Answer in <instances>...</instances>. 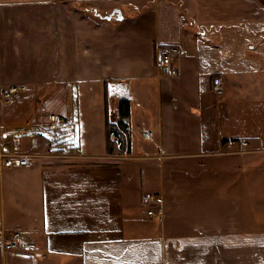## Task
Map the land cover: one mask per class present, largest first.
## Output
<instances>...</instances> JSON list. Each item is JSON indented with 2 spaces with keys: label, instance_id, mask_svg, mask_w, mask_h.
I'll use <instances>...</instances> for the list:
<instances>
[{
  "label": "crops",
  "instance_id": "1",
  "mask_svg": "<svg viewBox=\"0 0 264 264\" xmlns=\"http://www.w3.org/2000/svg\"><path fill=\"white\" fill-rule=\"evenodd\" d=\"M105 1L0 0V82L26 87L3 131L64 116L73 159L27 161L9 206L2 180L0 228L28 248L0 244V264H264V0H153L121 22ZM107 98L111 121L130 104L113 153Z\"/></svg>",
  "mask_w": 264,
  "mask_h": 264
},
{
  "label": "rangeland",
  "instance_id": "2",
  "mask_svg": "<svg viewBox=\"0 0 264 264\" xmlns=\"http://www.w3.org/2000/svg\"><path fill=\"white\" fill-rule=\"evenodd\" d=\"M153 0H107L106 3L109 2L111 7V11H102L104 15H109L114 11V8L121 9L124 12V16L131 17L134 15L135 6L138 3L147 4L152 2ZM172 2H176L179 5L183 4V0H170ZM202 7V6H201ZM199 7V15L203 14V8ZM21 95V94H20ZM22 96V95H21ZM13 102V101H12ZM28 106V105H27ZM27 106H25L27 108ZM50 116V115H49ZM48 120V119H47ZM44 129H38L37 127H31V125L27 124L26 128L23 127H15L13 129H6L9 135L17 134L21 136V147L25 153L31 155L29 160L20 163L15 168L7 171L3 177V188H4V200L6 205H10L9 202L11 199V192L17 191L21 193H26L29 191L30 182H34L35 177L37 176L36 170H30V165L27 161H33V163H52L55 164L58 160H61L60 164L71 163L66 161H72L69 157V153L71 151V147L65 145L63 133H57V130L48 122L47 126L43 127ZM22 132H25L26 136H22ZM49 133L56 134L55 137H48ZM36 143V145H35ZM34 145V147H33ZM115 153L120 155V151L116 148ZM79 161V160H78ZM83 160H80L82 163ZM48 165V164H46Z\"/></svg>",
  "mask_w": 264,
  "mask_h": 264
},
{
  "label": "built area",
  "instance_id": "3",
  "mask_svg": "<svg viewBox=\"0 0 264 264\" xmlns=\"http://www.w3.org/2000/svg\"><path fill=\"white\" fill-rule=\"evenodd\" d=\"M159 50L161 58L158 63L162 68V73H164L166 76H176L179 71L178 69H175L172 61L176 56H178L180 50L178 47H174V45L164 46ZM222 86H224L223 79L220 77L216 78V80H214L213 87H215V91L219 95L223 93ZM25 90V86L11 85L9 87H4L0 82V108H2L3 104L14 101L18 97V94ZM48 120L57 131H62L70 125L64 116H58L57 114H51ZM122 133L123 131L119 127L117 121H113L109 133V140L112 142V144L117 146L121 145L120 142ZM145 136H148V134H145ZM235 143L236 140L227 141V145L230 147L234 146ZM241 144L244 148L248 146V142L245 140L241 141ZM21 146V140L19 138L10 139V137L6 135V133L3 131L2 123L0 122V183L2 182L4 176L3 174L7 169H12L16 165L31 158V155L25 153ZM150 198L151 196L144 197L146 201L150 200ZM148 214L150 216L159 217V219L162 220V214L160 212L156 213L153 210H149ZM22 239V234L19 231H15L10 235L5 233V231L0 228V244L6 250H26L28 248V244Z\"/></svg>",
  "mask_w": 264,
  "mask_h": 264
},
{
  "label": "trees",
  "instance_id": "4",
  "mask_svg": "<svg viewBox=\"0 0 264 264\" xmlns=\"http://www.w3.org/2000/svg\"><path fill=\"white\" fill-rule=\"evenodd\" d=\"M106 122H107V131H108V152L113 153L114 150V144L109 140V133L112 127L111 116H110V106H109V100L106 99ZM119 104V116L117 119V123L121 130L123 131L121 136V145L120 148L125 149L130 147V127L127 122V119L130 116V104L128 100H121Z\"/></svg>",
  "mask_w": 264,
  "mask_h": 264
},
{
  "label": "water",
  "instance_id": "5",
  "mask_svg": "<svg viewBox=\"0 0 264 264\" xmlns=\"http://www.w3.org/2000/svg\"><path fill=\"white\" fill-rule=\"evenodd\" d=\"M113 18H116L121 22L122 20H124V13L121 11V9H115L110 15L107 14L106 16L107 20H111Z\"/></svg>",
  "mask_w": 264,
  "mask_h": 264
}]
</instances>
